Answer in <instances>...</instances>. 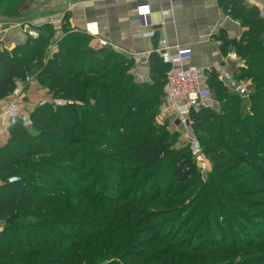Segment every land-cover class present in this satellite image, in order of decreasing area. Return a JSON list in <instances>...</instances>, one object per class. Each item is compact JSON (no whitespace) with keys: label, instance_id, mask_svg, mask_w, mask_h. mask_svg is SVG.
I'll use <instances>...</instances> for the list:
<instances>
[{"label":"rangeland","instance_id":"rangeland-1","mask_svg":"<svg viewBox=\"0 0 264 264\" xmlns=\"http://www.w3.org/2000/svg\"><path fill=\"white\" fill-rule=\"evenodd\" d=\"M80 1L84 0H25L23 14L14 21L22 30L24 27L35 29L36 21L42 15L64 10L69 4L74 5ZM52 23H44L54 28L45 52L46 58L38 61L37 65L33 64L24 78L16 79L11 94L7 96L9 101L0 102L3 110L0 119L4 120L0 127V148L20 150L18 147L22 144L24 154L32 152L33 156L30 159L24 158L22 163L38 165L37 172L30 171L35 173L36 181L32 182L33 190L28 192V196L53 200L59 204L46 210L36 209L33 213H30V208L25 209L23 224L34 226L40 231L46 230L49 235L46 234L45 240L33 236V242L48 241L57 246L63 244L70 247L72 239L80 232L98 226L95 239L106 245L110 252L107 261L101 264H143L133 260L134 257H128L125 252L129 246L130 250L136 249L139 242L148 241L146 244L149 245L150 241L156 240L152 234H148L150 228L155 226L162 229L164 236L163 239H157L153 248L146 253V260L150 264H156V256L159 257L164 249L168 251L175 246L182 247V250H171L169 258L157 264H264V243L252 250L256 242L264 237V207H252L257 202L258 205L263 204L264 184L250 180L254 178L252 175L263 173L264 167L256 164L252 169L242 166L223 169L218 164L224 155L242 156V150L246 147L237 132H259L255 124L256 109L249 96L257 88L264 93V67L252 71L248 68L251 58L264 56V34L253 36V42L262 49L260 53L249 55L250 50H247L246 57L236 55L234 60V75L240 74L241 70L248 71V75L241 77L247 87L248 98L236 97L227 91L228 97L234 100L229 107V102H220L213 93L214 102L207 108L217 117L213 121L212 137L223 145L224 150L219 151L208 144L210 135L192 125L191 121L183 124L173 116L161 114L160 103L150 106L139 115H133L135 112L132 111L137 110L142 102H128L121 115L119 110L123 102L119 95L123 87L109 83L113 78H119L120 74L116 77L111 75L107 79L109 81L105 80L115 91V99L108 103L110 109L100 107L101 103L95 100L82 102L67 99L56 89H50L49 84H44L38 78L39 70L58 52L57 42L72 31L71 27L62 24V18L59 23ZM89 46L94 50L100 48H96L91 41ZM132 68L125 72L131 75L134 83L152 84L149 71L146 76L137 79ZM98 70L105 72L102 68ZM107 73L111 74V71L108 69ZM95 84L98 83L95 81ZM17 86L21 90L15 97L13 91ZM93 89L98 90L95 87ZM113 90L108 91L109 98ZM12 109L16 117L9 115ZM35 117L46 118L45 122L49 126L67 127L69 134L66 136L65 133L45 129L43 125L33 122ZM19 118L30 121V125L24 127ZM14 123L22 126L25 134L23 138L12 131ZM128 126L130 128L127 129ZM90 132L94 135L92 138L89 137ZM40 136L43 142H39ZM117 136L124 138L123 141L118 142ZM144 140H151L156 148L165 151L161 164L149 171H143L138 164H126L139 142ZM108 143L118 144L123 159L106 148ZM194 143L199 148L197 155L191 151ZM251 143L259 147L264 144L263 140L258 139L251 140ZM43 144L48 153H43ZM176 152H188L195 164V176L188 182L178 183L172 175V160ZM7 154L10 155L9 152ZM22 168V165L15 166L16 171L11 170L9 175L0 174V186L8 178L18 179L19 176L14 173ZM141 199L150 202L145 211L151 221L141 227H131L132 220L140 215H133L135 209L128 201ZM115 201L121 204L114 206ZM87 209L90 213L83 215ZM3 229L4 224L0 221V234L4 233ZM122 232H125V236H119ZM222 246H244L246 251L238 254L237 251L225 253L214 250ZM62 252L59 251L57 256H61ZM47 256L48 251H44L41 258L30 264H52L45 261ZM18 257L15 260L3 258L2 262L25 264Z\"/></svg>","mask_w":264,"mask_h":264},{"label":"trees","instance_id":"trees-1","mask_svg":"<svg viewBox=\"0 0 264 264\" xmlns=\"http://www.w3.org/2000/svg\"><path fill=\"white\" fill-rule=\"evenodd\" d=\"M24 2L25 0H0V18L14 20L24 11ZM219 3L223 6L224 11L229 17L239 21L241 25L248 29L239 40H223L222 38H217L221 42L220 51L226 54L230 48L236 55L243 57H246L247 50H250L249 55L260 53L262 49L253 42L254 35L258 33L264 34V23L259 16L258 9L255 7L246 9L243 5V0H219ZM65 20L66 17L64 18V21ZM35 29L38 31V36L36 38L27 39L23 45L14 48L11 53L6 51L0 52V99L6 98L11 94L16 79L20 80L24 78L26 72L31 69L33 64L37 65L38 61H43V59L46 58L45 52L50 44V34L53 32L54 28L49 24H42L37 28L35 27ZM262 38L264 39V37ZM263 39L261 42H263ZM90 41V36L84 32L72 30L66 34L62 40L57 42L59 47L58 52L52 56V59L49 58L45 66H40L41 69L39 70L40 73L38 74V78L42 79L44 84H49L48 87L50 89L53 88L61 92L62 96L67 99L82 102L95 100V102L101 103L100 107L110 109L111 106L108 103L115 99V91L113 90L114 87L108 86L107 81L109 80L107 79H110L109 76L111 75L116 77L120 74L121 76H119V78H113L109 83L119 84L123 87V92L119 95L121 102H123L119 110L121 115L124 113L123 109L127 106L128 102H142L137 110L134 109L132 111L135 112L133 115H139L145 112L150 106L162 103L165 76L169 70V66L163 64L159 54H151L149 59V72L152 74V84L140 85L136 82L134 83L131 75L125 72V70H130V68H132L133 62L131 60H128L111 48L94 50L89 46ZM251 59L249 70L252 71L264 67V56H256ZM111 64L114 68L112 66L110 67ZM101 68L105 71L104 73L99 72L98 69ZM111 68H113V70H110ZM108 69L111 71V74L107 73ZM246 75H248V71L241 70L240 74H235L234 76L236 80L241 81V77ZM92 78H95V80H92ZM207 79L208 87L212 93L217 96V99L220 100V102H229V107H231L234 100L228 97L227 90L222 84L217 82L215 75H210ZM95 81L98 84L93 85ZM94 87L98 90H94ZM110 89H112L113 92L111 94L112 97L109 98L108 91ZM234 96L238 97L237 95ZM249 99L256 109L255 124L259 132L255 133L251 130V132L246 131L245 133L242 131L237 132L243 146L246 148L242 150V156L237 154L222 156L218 164H221V168L223 169L231 166H242L247 169H252L256 167V164L264 167V158L261 159L257 156L260 155L264 157V144L259 147L251 143V140L257 139L263 140L264 142V93L259 92V88H257L255 93L249 96ZM111 111L112 110H110V112ZM130 117L131 115L129 116V121ZM227 118L232 122H236V120L230 117ZM45 119L44 117H35L33 118V122L43 125L45 129L55 130L59 134L65 133L66 136L69 134L67 127L58 125L49 126L46 124ZM216 119L217 117L214 113L207 108H202L197 113L191 112L190 114L192 125L200 127L202 132L210 135L211 140L208 141V144L213 145L221 151L224 150L223 145L220 144L216 138L212 137V135H214L213 121ZM110 120H112V118ZM238 123L237 121L236 124ZM19 126V123H14L11 129L23 138L25 136L24 130L21 128L22 126ZM235 127L236 125H234V128ZM128 128H130V126H128L127 129ZM142 129L143 128H140V130ZM92 136L94 135L90 132L89 137L92 138ZM119 136L116 137V140L118 142L123 141L124 138H120ZM39 142H43L41 136ZM11 144H13V142H11ZM117 145L108 143L106 148H108L111 153L119 154L118 158L123 159L120 148ZM42 146L44 149L43 153H48L45 144ZM53 146L55 147L57 144ZM18 148L20 150L6 149V147L0 148V174L7 175L11 170L16 171L15 166H23L21 170L14 173V175L17 174L19 176L17 181L9 182L8 178L7 182L5 180L4 184L0 186V221L4 224V233L0 234V264H4L2 262L3 258L15 260L18 255L19 261L30 264L41 258L44 251H48L49 253L45 261L52 262V264H81V262L82 264H101L107 261V256L110 255V252L107 250L106 245L100 244L97 239H95V231L99 230L98 226L93 230L80 232L72 239V244H69L70 247H66L63 244L62 246H57L53 242L48 241L42 243L33 242V236H36L38 240H45L44 237L46 234L48 235V233L46 230L40 231L34 226H26L23 224L22 216L23 213H26L25 209L28 207L31 209L30 213H33L36 209L46 210L51 206L59 204L53 200H43L28 196V192L33 190L32 182L36 181V177L34 176L35 173L32 174L30 171L33 170L37 172L38 165L30 166L26 163L22 164L25 161L24 158L30 159L33 153L24 154L22 144H20ZM7 152H9L10 155H8ZM164 152L163 149L156 148L151 140H144L139 142L136 150L133 152L132 156H129L126 164H138L143 171H149L161 164ZM10 157L14 159L13 162ZM254 172L257 173V171ZM195 173L196 167L190 154L188 152H176L172 160V175L177 179V182H188L195 176ZM252 176L254 178L250 179L251 182H262L264 184V172ZM128 202L133 204V208L135 209L133 215L137 213L140 215L135 220H132L130 224L131 227H141L151 221V217L145 211V207L150 204L149 200L141 199L139 201L131 200ZM261 203L263 204L258 205V202L254 203L255 205L252 206L254 207L253 209L264 207V201ZM120 204L119 201H115L114 206H119ZM108 205L113 206L111 203H108ZM89 213V209H87L83 215ZM124 233L125 232H122L119 236H123ZM148 234H152L156 240L163 239L164 236H162V229L155 226L150 228ZM115 236L117 237V234ZM107 239L105 240V244H107ZM156 240L150 241L149 245L146 244L148 241L139 242L140 244L133 250H130L131 246H129L125 253L128 254V257H134L133 260L139 263L144 264V262H146V264H150V262L146 260V253L153 248ZM256 243L257 245L252 248V250L263 245L264 237ZM164 250L159 257L156 256V264L163 260H167L171 250H182V247L175 246L168 251ZM214 250L218 252L224 251L225 253L237 251L239 254L246 251V247L222 246ZM33 251H35V254ZM59 251H63L62 254H60L61 256H57ZM99 260L103 261L99 262Z\"/></svg>","mask_w":264,"mask_h":264},{"label":"crops","instance_id":"crops-1","mask_svg":"<svg viewBox=\"0 0 264 264\" xmlns=\"http://www.w3.org/2000/svg\"><path fill=\"white\" fill-rule=\"evenodd\" d=\"M243 5L246 9L257 8L264 23V0H243ZM141 7H147L148 14L140 15L139 12L146 11L139 10ZM164 11L169 12L168 16H162ZM61 12L66 16H62ZM42 16L36 21L37 27L44 23H59L62 18V24L87 34L85 25L96 24L98 39L90 37L91 43L99 48L98 40H102L116 47L118 53L134 63L132 71L137 79L147 75L150 55L158 54V41L165 40L171 53L177 48L190 49L189 64L209 68L212 71L208 77L215 75L221 84L219 72L233 74L235 62L228 58L234 51L229 48L223 54L217 38L238 40L247 30L227 15L219 0H180L173 3L169 0H84ZM151 28L155 32L152 39L144 38L142 33ZM0 33V52L11 53L29 39L14 20L0 18ZM7 101V97L0 100ZM1 107L0 103V115L3 111ZM3 122L0 119V127Z\"/></svg>","mask_w":264,"mask_h":264},{"label":"built area","instance_id":"built-area-1","mask_svg":"<svg viewBox=\"0 0 264 264\" xmlns=\"http://www.w3.org/2000/svg\"><path fill=\"white\" fill-rule=\"evenodd\" d=\"M170 3L178 2L180 0H169ZM146 9L145 12H139L140 15L148 14L147 7H141L139 10ZM169 12H162V16H168ZM85 31L87 35L92 38L98 39V29L96 24L89 23L85 25ZM27 38L34 39L38 36L36 29H28L24 27ZM152 28L148 32L142 33V36L147 39H152L154 36ZM1 35V33H0ZM100 48H111L117 50L116 47L108 44L105 41L98 40ZM156 52L160 55L163 64L169 66V70L165 76V84L163 88V101L161 103L160 111L164 116H173L178 122L187 124L190 122L191 112L197 113L202 108H209L213 104V93L209 89L207 84L209 68L202 69L190 65L191 50L177 48L174 53L169 51L165 40L158 41V48ZM236 54L232 53L228 55L230 60L236 59ZM219 72L218 70H216ZM219 79L222 86L229 92L237 95L240 98H248L247 87L242 81H237L234 74L229 72H219ZM21 87L17 86L13 91V96L20 94ZM12 117L15 116V112L12 109L9 112ZM22 121L24 127L30 125V121L19 118ZM191 151L197 155L199 148L196 143L192 144ZM17 181V179H9V182Z\"/></svg>","mask_w":264,"mask_h":264}]
</instances>
